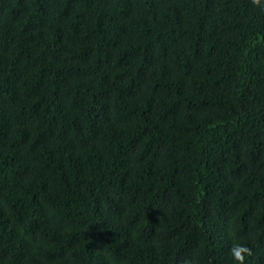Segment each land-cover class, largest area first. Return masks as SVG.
Listing matches in <instances>:
<instances>
[{
	"label": "trees",
	"instance_id": "trees-1",
	"mask_svg": "<svg viewBox=\"0 0 264 264\" xmlns=\"http://www.w3.org/2000/svg\"><path fill=\"white\" fill-rule=\"evenodd\" d=\"M264 264V0H0V264Z\"/></svg>",
	"mask_w": 264,
	"mask_h": 264
},
{
	"label": "clouds",
	"instance_id": "clouds-1",
	"mask_svg": "<svg viewBox=\"0 0 264 264\" xmlns=\"http://www.w3.org/2000/svg\"><path fill=\"white\" fill-rule=\"evenodd\" d=\"M254 5L259 3V0H252ZM233 260L237 262V264H245L246 257H250L253 255L252 249L242 245V244H234L230 249L229 253Z\"/></svg>",
	"mask_w": 264,
	"mask_h": 264
}]
</instances>
